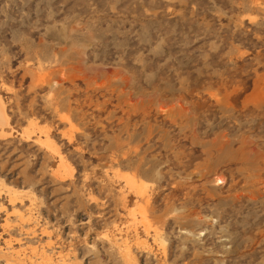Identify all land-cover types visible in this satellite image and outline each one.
Segmentation results:
<instances>
[{
    "label": "rangeland",
    "instance_id": "obj_1",
    "mask_svg": "<svg viewBox=\"0 0 264 264\" xmlns=\"http://www.w3.org/2000/svg\"><path fill=\"white\" fill-rule=\"evenodd\" d=\"M0 95V264H264V0H0Z\"/></svg>",
    "mask_w": 264,
    "mask_h": 264
},
{
    "label": "bare ground",
    "instance_id": "obj_2",
    "mask_svg": "<svg viewBox=\"0 0 264 264\" xmlns=\"http://www.w3.org/2000/svg\"><path fill=\"white\" fill-rule=\"evenodd\" d=\"M0 120L4 121V124H3L4 126L8 124V116L6 113V106H5V103H4L1 95H0ZM3 125H1L2 130H3ZM54 151L58 154L59 161L61 162V165H63L65 167L66 166L65 158L60 154V152L57 149H55ZM125 178H126V180L130 186H132L133 188L138 189L140 191V188L142 187V183H140V181H138L136 175H126ZM9 253H10V251L7 254H9ZM6 257H7V260H11L9 255H7ZM12 261H13V259H12Z\"/></svg>",
    "mask_w": 264,
    "mask_h": 264
}]
</instances>
